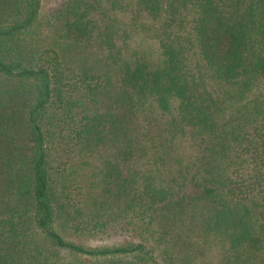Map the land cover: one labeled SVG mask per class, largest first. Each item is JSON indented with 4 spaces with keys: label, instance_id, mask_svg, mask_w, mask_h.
<instances>
[{
    "label": "trees",
    "instance_id": "trees-1",
    "mask_svg": "<svg viewBox=\"0 0 264 264\" xmlns=\"http://www.w3.org/2000/svg\"><path fill=\"white\" fill-rule=\"evenodd\" d=\"M53 3L43 10V0H0V264H129L130 255L133 264H163L144 236L154 216L194 200L207 205L204 226L224 255L262 248L264 0H133L153 22L168 9L181 11L193 37L168 23H141L158 45L154 65L120 59L115 85L85 64L67 63L57 49L24 46L19 35L53 21L95 27L103 5ZM108 45L120 57L122 48ZM138 113L171 139L182 131L202 137L201 154L181 162L175 188L157 187L149 175L144 187L135 170L121 169L137 139ZM109 146L114 154L100 160L105 169H96L84 215L79 202L69 205L72 184L60 179L77 169L81 152ZM168 155L161 160L172 163ZM108 190L120 217L98 195ZM148 190L150 207L138 214L134 194Z\"/></svg>",
    "mask_w": 264,
    "mask_h": 264
},
{
    "label": "rangeland",
    "instance_id": "rangeland-1",
    "mask_svg": "<svg viewBox=\"0 0 264 264\" xmlns=\"http://www.w3.org/2000/svg\"><path fill=\"white\" fill-rule=\"evenodd\" d=\"M110 1L112 2L102 0V10L98 14L94 12L98 18L95 27H86L80 30L75 24L67 26L68 23H65L64 20H58L53 21L52 25L30 30L19 37L24 39V46L29 49L47 51L57 49L64 61L78 68L85 64L94 73L100 74L101 77L110 81V85H115L118 80L116 72L120 59L131 61L143 59L144 62L154 65L158 45L155 40L150 39L146 36L147 34L142 32L141 23H153L156 27L162 23H168L173 26L174 30L183 34L185 39L193 37L191 27L185 23L184 20L187 19L184 18L181 11L168 9L170 11L165 12L164 15L157 18V21L153 22L147 13L133 3V0ZM52 3L53 0H43V10L48 9ZM109 30L112 31V34H108ZM87 31L89 32L87 33ZM110 42L122 48L120 57H117L114 49L109 47L108 43ZM208 85L209 83H204L205 88H208ZM150 119L152 118L143 113L136 114V121L139 123L136 138L143 137L146 141L142 140L144 145L141 146L142 142L136 139L133 144V152L121 164V169L126 175H130L132 170H135L136 179L144 187H147L144 179L149 175L153 177L157 187L175 188L176 182L171 181L180 179L181 162L184 159L196 158L201 154L202 137L200 138L196 134L192 135L191 131H182L176 134L175 139H171L170 136L159 133L160 128L155 130L154 123L157 121L151 120L148 123ZM167 151L168 156L173 158L172 163L168 161L167 157L161 160ZM112 154H114L112 146L94 150L92 153L91 151L85 154L81 152L76 158L78 160L77 169L70 171L65 179H60L62 183L65 181V183L72 184L68 190L66 189L68 198L71 199L69 205L79 202L80 204H77L76 208L82 209L84 215L91 212L87 206L89 200L85 198V195L89 197L96 190L94 188V183L98 182L96 169L100 167L102 170L105 169L103 165H100V160H105ZM166 159L167 163L164 166ZM157 160L160 161L157 162ZM252 165L250 164L249 167L251 168ZM246 172L245 168L237 178L244 177ZM1 181L0 193L4 188L3 178H0ZM77 183L83 186L82 193H80ZM105 186L108 189L111 188L109 185ZM104 192H98V195L104 198V202L102 197L97 200L99 201L98 205L102 201L106 209L115 207L117 211L119 202L111 197L115 195L109 194V190L105 194ZM134 195L136 204L133 209L136 213L140 214L144 209H149L150 190L143 194L136 192ZM255 197L250 198L253 201ZM207 209L205 203L197 200L175 202L167 209V212L154 216L149 234L144 236L146 239L144 244L152 250L153 258L163 264H264V246L260 249H246V251L238 252L236 256L224 255L217 240L204 226L203 219ZM117 215L120 217V212L117 211ZM103 216L108 217V212H105L101 218ZM84 219L86 218L84 217ZM125 234V232L118 234L117 244L120 245L124 242L122 235ZM129 259L132 261L129 264H133L132 255L129 256Z\"/></svg>",
    "mask_w": 264,
    "mask_h": 264
}]
</instances>
